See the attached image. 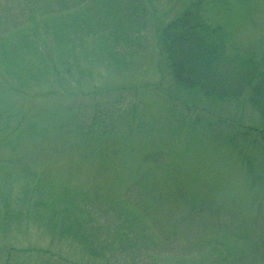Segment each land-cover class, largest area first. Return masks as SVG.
Instances as JSON below:
<instances>
[{"label": "rangeland", "instance_id": "rangeland-1", "mask_svg": "<svg viewBox=\"0 0 264 264\" xmlns=\"http://www.w3.org/2000/svg\"><path fill=\"white\" fill-rule=\"evenodd\" d=\"M193 2L264 64V0H0V264H264V114L159 55Z\"/></svg>", "mask_w": 264, "mask_h": 264}, {"label": "trees", "instance_id": "trees-1", "mask_svg": "<svg viewBox=\"0 0 264 264\" xmlns=\"http://www.w3.org/2000/svg\"><path fill=\"white\" fill-rule=\"evenodd\" d=\"M212 27L200 16L199 2L155 30L159 55L173 81L203 95L230 96L250 89L249 103L264 114L263 58L252 53L227 55Z\"/></svg>", "mask_w": 264, "mask_h": 264}]
</instances>
